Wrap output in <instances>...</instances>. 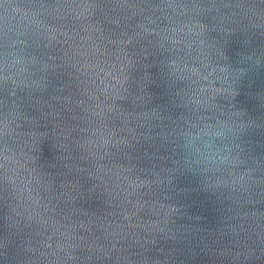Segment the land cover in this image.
Instances as JSON below:
<instances>
[{"label":"water","instance_id":"1","mask_svg":"<svg viewBox=\"0 0 264 264\" xmlns=\"http://www.w3.org/2000/svg\"><path fill=\"white\" fill-rule=\"evenodd\" d=\"M0 264H264V0H0Z\"/></svg>","mask_w":264,"mask_h":264}]
</instances>
